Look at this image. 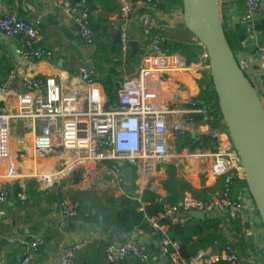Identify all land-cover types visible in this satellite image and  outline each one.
I'll return each mask as SVG.
<instances>
[{
	"label": "built area",
	"instance_id": "2783aa9c",
	"mask_svg": "<svg viewBox=\"0 0 264 264\" xmlns=\"http://www.w3.org/2000/svg\"><path fill=\"white\" fill-rule=\"evenodd\" d=\"M117 2L122 20L118 27L122 55L127 56L130 49L126 20L136 9H141L140 30L148 46L136 71L120 81L117 97L108 100L102 85L95 80L93 71L89 72L86 65L78 68L67 88L53 75H34L28 81L27 89L20 92L14 103L2 102L0 99V160L10 157L11 127L15 120L22 121L32 134L34 154L49 162L46 169H40L36 174L47 186L81 170L83 180L100 176L106 188L114 194H125L128 184L124 168L131 166L136 175L135 191L139 194L140 184L144 183L148 187L158 167L170 162L173 156H185L193 165L198 159L209 157L212 174L223 180L221 189L205 199L187 192L177 203L167 204L159 216L149 218L152 227L150 233L158 237L161 255L173 264H209L219 259L227 260L230 264H248L230 243L221 250L210 246L185 257L181 254V244L165 233L168 222H161L159 218H167L169 223L184 224L194 211H204L207 214L225 212L229 219L240 220L248 203L254 200L248 186L234 192V177L247 179V175L225 120H221L216 127L210 123L215 110L214 103H205L198 96L190 95L186 84L173 78L177 71L192 70L194 61L164 47L166 36L162 26L148 11L149 8L157 9L158 2ZM262 2L245 0L242 20L246 34L254 31V15ZM222 3L223 0H219L221 10ZM55 4L78 22L84 41L90 46L95 45L97 39L85 0H55ZM178 17L184 22L183 15ZM41 23V18L29 21L14 12L0 15V30L18 37L20 46L17 52L25 60L49 59L54 54L42 42ZM200 45L202 49L197 63L209 69L207 49L203 44ZM253 56L264 61V44L255 47ZM261 77L260 82L250 80L264 107V67ZM8 85V82L0 83V97ZM186 136L197 147L184 148L180 153L178 149L174 151L171 138H176L177 144L179 137ZM208 142L211 143L210 147ZM125 161H135V164L126 165ZM7 172L11 178L22 176L15 163L8 164ZM149 188L156 190L153 186ZM18 195L22 202L27 198L22 190ZM9 196L8 190L0 191V219L6 217L3 205ZM60 208L68 218H75L80 212V204L68 198L61 199ZM93 241V237L86 236L80 241L63 245L60 264H76L78 251ZM12 242L22 248V264H28L33 253L44 244L41 238L19 237L12 239ZM105 249L110 262L129 257L142 262L151 259L148 251L131 241H110Z\"/></svg>",
	"mask_w": 264,
	"mask_h": 264
},
{
	"label": "crops",
	"instance_id": "0c3cea01",
	"mask_svg": "<svg viewBox=\"0 0 264 264\" xmlns=\"http://www.w3.org/2000/svg\"><path fill=\"white\" fill-rule=\"evenodd\" d=\"M222 5L223 18L227 21L229 27L235 28L238 24L244 27L242 14L245 8V0H223ZM148 11L162 26L166 38L183 41L191 40L195 51L200 52V44L195 43L194 39L192 40L184 34L186 25L178 17L183 14H176L177 11L174 12V10L164 12L152 8H149ZM5 12L17 13L20 17L29 21L41 18L42 42L46 48L53 50L54 54L51 58L44 60H25L21 56L18 58L10 49L12 43L16 45V48L20 46L18 37L12 38V36L0 30V83L8 82L9 84L8 89L1 94L0 99L2 102L14 103L20 92L27 89V83L34 75H53L64 88H67L71 77L78 68L83 65L87 66V57L94 63L92 69L94 78L102 77L106 73L113 74L118 88L121 80L136 71L139 57L148 50L147 41L140 30L141 9H136L134 14L126 20L130 40L136 39L140 45L138 58H129L130 49L127 56L121 53L120 58L114 57V54H109L103 59L106 68L104 73L99 70V65L102 62L97 59L96 55L101 48L88 55L87 50H90L91 46L84 41L78 22L72 16L61 11L56 6L55 0H0V15ZM98 12H101V10ZM107 16L110 19L109 33L111 37L113 39L119 38L118 27L122 20L118 9ZM254 17V31L246 34L241 47L235 54L248 77L253 81L260 82L263 75L264 61L254 57L253 51L258 44H264V0L255 12ZM4 39H8V43H5ZM100 44L102 45V43ZM119 59L122 64L116 62ZM197 61H194L192 70L177 71L173 74V78L184 82L190 95L195 96L199 95V81L203 77V72L209 70L206 65H200ZM17 122L19 121H13V125ZM29 134L30 136L27 137V139L30 138L29 146L25 149L16 148L15 150L11 147L9 159L0 160V191L6 189L10 194L8 201L3 205L6 217L0 219V264H22V248L18 243L12 242V239L25 237L44 240V244L33 253L28 264H60L61 247L80 241L86 236L93 237L94 241L78 251L76 264H107L109 261L105 249L107 243L110 241L119 242L112 234L107 233L108 229H111V231L113 229L108 228L107 230L104 229V232L89 233L77 229L72 220L93 222L87 220L90 213L106 212L111 208L107 196L113 193L112 190L106 188L100 176L95 179L83 180V172L80 171L74 172L52 186L45 185L37 178L36 174L40 169H46L49 162L34 155L32 134L30 132ZM171 142L175 148L174 151H176L178 149L176 138L172 137ZM210 146L211 143L208 142V147ZM178 151L180 153L181 150ZM20 154L25 157L18 156ZM9 163H15L22 176L9 177L7 172ZM210 163L211 159L209 157H202L193 165L187 157L175 155L170 162L158 167L156 173L151 177L148 187H155V191L164 196L166 191L163 188L162 180L167 177L169 165L173 164L177 167L179 176L185 177L196 191L209 197L222 187L219 183V177L212 174ZM78 174L81 177L79 180L77 179ZM137 183L139 184V181ZM15 187H19L20 191L22 190L26 194L27 198L24 202H22L18 193L14 192ZM148 187L141 183L139 195ZM63 198L77 201L80 204V212L75 218H68L63 215L60 208V201ZM255 206L254 202L250 201L244 211L243 218L237 221L229 219L225 212L210 213L207 217H210V215L218 217L220 221L218 231L221 236L232 243L246 263L264 264V253L262 252L264 249V227ZM164 230L169 237L178 236V233L170 231L169 224L166 225ZM129 238L130 240L135 239L137 245L150 253L151 259L144 262V264H173L170 259L161 255L159 240L152 233L135 230ZM197 238L198 236L194 234L192 236L193 240L190 242L181 240V243H187L185 249L181 248L183 256L192 253L197 247L195 242ZM178 242L180 243V241ZM221 248L216 247L215 250H221ZM128 259L134 262L136 258L129 257Z\"/></svg>",
	"mask_w": 264,
	"mask_h": 264
},
{
	"label": "trees",
	"instance_id": "16d2710c",
	"mask_svg": "<svg viewBox=\"0 0 264 264\" xmlns=\"http://www.w3.org/2000/svg\"><path fill=\"white\" fill-rule=\"evenodd\" d=\"M71 2H77L80 0H69ZM158 2V10L164 12H171L179 7L183 8V0H155ZM86 5L89 8V19L91 27L96 35V42L102 43L101 49L98 51L97 59L102 62L99 65L100 72L104 73L106 68L104 66L105 57L109 54H114V57H121V45L119 38L113 39L109 33L110 19L107 15L114 13L118 9L117 0H85ZM101 10V12H98ZM223 25L225 27L226 36L229 44L236 53L241 47L242 41L246 37V32L242 25L238 24L235 28H230L227 21L223 18ZM108 40V41H107ZM164 47L170 51L183 55L191 61H196L199 56V52H196L193 46V42L190 40L183 41L177 39L165 38L163 42ZM104 57V58H103ZM132 61V60H129ZM118 64H122L120 59L116 60ZM203 77L199 81L200 92L198 98L203 100L205 103H214L215 110L212 112L210 117V123L213 127L219 126L223 116L218 103V96L214 89L213 82L210 75V69L203 72ZM100 82L105 90L106 97L108 100H113L117 97V90L115 84V76L113 74L106 73L102 77L95 78ZM207 143V142H206ZM205 142L203 144H206ZM178 150L183 148L194 149L197 144L192 143L190 137H179L177 142ZM202 145H199L201 147ZM112 163L111 161H108ZM126 165H131L130 161H125ZM81 172V170H79ZM178 169L175 165L170 164L167 172V177L162 180V185L166 194L161 196L155 190L146 188L140 195L135 191L136 175L133 174L132 183L126 187L127 193L115 195L111 193L107 196V201L111 204V208L106 212H94L90 213L87 217L88 221L98 223L100 227L107 230L112 228L115 233L125 231L130 237L135 230H142L143 232H151L152 227L149 221L150 217L159 216L165 209L167 204H175L186 192H190L192 195L198 198H207V195L196 191L192 184L183 176L178 175ZM79 175V174H78ZM80 175L77 177L79 180ZM220 185L222 186L223 180L219 178ZM234 192L239 191L243 186H248V181L245 178L234 177L233 179ZM20 188L15 187L14 192L19 193ZM250 192V191H249ZM163 197V198H161ZM191 220V221H190ZM161 222H168L170 231L178 233V236H170L174 240H181L190 242L192 236L196 234L198 236L195 242L197 247L190 254H184L185 257H190L195 254L200 248L205 247H224L227 243L231 242L225 240L221 233L218 231L219 219L214 215H210L207 218L190 217V219L184 224L169 223L167 218H159ZM237 221V220H235ZM110 237V236H109ZM157 237V236H156ZM158 238V237H157ZM217 242V243H216ZM187 243H181V248L185 249ZM106 245V243H104ZM221 248V249H222ZM217 250V249H216ZM219 250V249H218ZM107 264H144L139 259H135L134 262L129 261L128 258L110 262ZM209 264H230L227 260L219 259Z\"/></svg>",
	"mask_w": 264,
	"mask_h": 264
},
{
	"label": "water",
	"instance_id": "95a60500",
	"mask_svg": "<svg viewBox=\"0 0 264 264\" xmlns=\"http://www.w3.org/2000/svg\"><path fill=\"white\" fill-rule=\"evenodd\" d=\"M220 9L219 0H183L184 23L207 49L210 75L221 114L228 126L232 142L242 158L249 191L264 227V107L229 44ZM3 41L8 43V39ZM129 45V58L137 59L140 51L138 40L131 39ZM101 46L100 43L92 45L87 50L88 55ZM10 49L20 58L16 45L10 44ZM86 61L87 70L90 72L94 63L89 57ZM131 164H135V161H131ZM132 175V167L126 166L124 176L127 184H131ZM192 214L198 218H206L208 215L204 211H194ZM72 222L77 229L85 232H104L96 222L89 223L78 219H73ZM107 233L121 242L136 243L135 239L130 240L125 231L115 233L108 229Z\"/></svg>",
	"mask_w": 264,
	"mask_h": 264
},
{
	"label": "rangeland",
	"instance_id": "374dc122",
	"mask_svg": "<svg viewBox=\"0 0 264 264\" xmlns=\"http://www.w3.org/2000/svg\"><path fill=\"white\" fill-rule=\"evenodd\" d=\"M176 11H177L176 14H178V13L183 14V9L182 8L175 9L174 12H176ZM220 11H221L222 20H223V10L220 9ZM184 29H185L184 30L185 31L184 32L185 36L191 38L192 40L194 39L195 43L200 44L199 40L193 35L192 32H190L189 30H187L186 27ZM199 46H200V49H202V46L201 45H199ZM198 50H199V48H198ZM140 58L141 57H139V59H138V63L140 61ZM16 121H19V120H16ZM28 136H30L29 130L24 126V124H23L22 121H19V122L15 123L14 125L12 124V127H11V135H10V149H11V147L14 150L16 148H18V149L19 148L25 149L30 144V141H29L30 138L27 139ZM18 156H21L22 158L25 157L22 154H20ZM262 252L264 253V249H263Z\"/></svg>",
	"mask_w": 264,
	"mask_h": 264
}]
</instances>
